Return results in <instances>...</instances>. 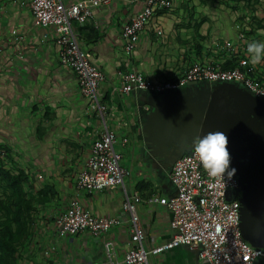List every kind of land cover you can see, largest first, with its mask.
<instances>
[{
    "label": "crops",
    "instance_id": "0c3cea01",
    "mask_svg": "<svg viewBox=\"0 0 264 264\" xmlns=\"http://www.w3.org/2000/svg\"><path fill=\"white\" fill-rule=\"evenodd\" d=\"M14 1L0 0V165L22 175L28 209H23L21 230L12 225L17 242L6 248L10 252H0V264H124L131 229L122 207L126 197L141 200L136 213L145 234L143 247L169 242L175 234L170 213L149 200L175 195L169 171L177 157L145 132L146 115L161 97L123 94L121 75L137 73L160 82L178 78L194 63L231 69L244 57L240 34L264 43V0H171L172 8L154 13L128 54L122 28L143 9V0H112L94 9L89 22L72 28L80 49L103 74L97 95L98 105L106 107L102 113L80 95L75 74L60 65L53 30L34 26L28 0ZM61 1L69 6L81 0ZM228 42L239 46L237 54L226 47ZM250 66L252 76L264 80V61ZM105 128L114 131L115 150L129 175L122 186L78 191V174ZM72 197L92 216L118 224L98 238L60 236L57 223ZM146 264L207 263L197 250L179 246L147 255ZM254 264H264V257Z\"/></svg>",
    "mask_w": 264,
    "mask_h": 264
},
{
    "label": "built area",
    "instance_id": "2783aa9c",
    "mask_svg": "<svg viewBox=\"0 0 264 264\" xmlns=\"http://www.w3.org/2000/svg\"><path fill=\"white\" fill-rule=\"evenodd\" d=\"M15 0L14 2H16ZM34 26L51 28L55 34V45L60 48L59 61L71 70L78 82L79 93L91 101V108L100 113L106 110L99 106L97 95L104 80L103 74L87 58L76 41L73 24H84L93 17L94 9L107 6L112 0H81L65 6L61 0H28ZM143 9L122 28L124 51L132 52L137 44L139 32L157 11L172 8L171 0H143ZM12 35L15 31L11 32ZM239 43L244 47V57L236 66L224 70L208 63H194L181 76L173 80L153 81L141 74L121 75L120 91L123 94L147 92L151 94H174L192 84H234L253 97L264 100V80L252 76L253 68L246 52L250 39L240 34ZM226 47L239 52V46L227 43ZM119 143L113 130L105 128L90 149V156L79 172L76 188L88 193L122 186L129 172L121 166L122 155L115 148ZM121 139V144H126ZM175 189L171 198H154L149 202L167 208L173 238L160 246L146 250L143 247L144 231L136 213L141 202L138 196L126 197L123 210L130 215L131 229L129 249L123 257L124 264H146L147 255H158L179 246L197 250L198 257L207 264H254L264 257V252L247 244L240 230L239 185L233 176L224 180L210 177L203 169L194 148L176 159L169 171ZM228 197V198H227ZM117 219L98 218L83 210L76 197H72L64 214L57 223L60 236H75L88 233L94 238L104 235ZM110 243L105 247L110 249ZM100 264H116L108 260Z\"/></svg>",
    "mask_w": 264,
    "mask_h": 264
},
{
    "label": "water",
    "instance_id": "95a60500",
    "mask_svg": "<svg viewBox=\"0 0 264 264\" xmlns=\"http://www.w3.org/2000/svg\"><path fill=\"white\" fill-rule=\"evenodd\" d=\"M145 122L158 145L176 148V159L186 152L183 143L210 131L226 134L240 230L247 244L264 252V101L234 84H192L155 100Z\"/></svg>",
    "mask_w": 264,
    "mask_h": 264
},
{
    "label": "clouds",
    "instance_id": "9594fccd",
    "mask_svg": "<svg viewBox=\"0 0 264 264\" xmlns=\"http://www.w3.org/2000/svg\"><path fill=\"white\" fill-rule=\"evenodd\" d=\"M246 52L253 66L264 61V43L252 41L247 44ZM228 138L222 131H210L194 139V152L203 169L210 177L231 179L236 172L230 168L231 156L227 148Z\"/></svg>",
    "mask_w": 264,
    "mask_h": 264
},
{
    "label": "trees",
    "instance_id": "16d2710c",
    "mask_svg": "<svg viewBox=\"0 0 264 264\" xmlns=\"http://www.w3.org/2000/svg\"><path fill=\"white\" fill-rule=\"evenodd\" d=\"M233 68V67H232ZM230 69V68H224ZM22 190V175H13L0 165V252L13 248L11 242H17L12 238V225L16 230H21L20 219L23 217V209H28V202ZM10 243V244H9ZM12 245V246H11ZM6 249V250H5ZM10 252V251H9ZM1 261V259H0ZM3 261V260H2Z\"/></svg>",
    "mask_w": 264,
    "mask_h": 264
},
{
    "label": "rangeland",
    "instance_id": "374dc122",
    "mask_svg": "<svg viewBox=\"0 0 264 264\" xmlns=\"http://www.w3.org/2000/svg\"><path fill=\"white\" fill-rule=\"evenodd\" d=\"M205 86H209V85H207V84H204ZM237 86V85H236ZM240 87V86H239ZM155 95H157V96H160V97H163V95H161V94H155ZM168 95L170 96L171 94L170 93H168ZM188 145L187 144H183L182 146H181V150L180 151H187V152H189L190 151V149H188V147H187ZM190 146L191 147H194V140L192 139V140H190ZM169 148H172L174 151H175V153H176V148L174 147V146H172V147H169ZM168 148V149H169ZM170 153V155L173 157V152H169ZM176 156V155H175Z\"/></svg>",
    "mask_w": 264,
    "mask_h": 264
},
{
    "label": "flooded vegetation",
    "instance_id": "af4514ba",
    "mask_svg": "<svg viewBox=\"0 0 264 264\" xmlns=\"http://www.w3.org/2000/svg\"><path fill=\"white\" fill-rule=\"evenodd\" d=\"M171 94V93H170ZM165 95H168V94H165ZM172 95V94H171ZM264 101V100H263ZM183 144H187V142L183 143ZM188 149L192 150L194 147H191L190 144H188Z\"/></svg>",
    "mask_w": 264,
    "mask_h": 264
}]
</instances>
